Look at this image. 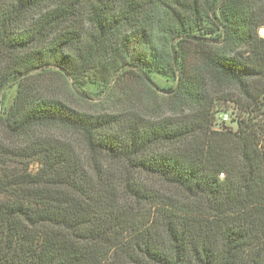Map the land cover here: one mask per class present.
Masks as SVG:
<instances>
[{"label":"trees","instance_id":"1","mask_svg":"<svg viewBox=\"0 0 264 264\" xmlns=\"http://www.w3.org/2000/svg\"><path fill=\"white\" fill-rule=\"evenodd\" d=\"M261 27L264 0H0V264H264Z\"/></svg>","mask_w":264,"mask_h":264},{"label":"rangeland","instance_id":"2","mask_svg":"<svg viewBox=\"0 0 264 264\" xmlns=\"http://www.w3.org/2000/svg\"><path fill=\"white\" fill-rule=\"evenodd\" d=\"M259 34L264 37V27H261L259 29ZM154 80L160 85V93H162L163 89L168 87L171 84V81L166 79L165 77L161 76H153ZM120 78H115L111 82V86L113 90H118L121 88L119 82ZM128 81V80H127ZM130 83L134 84V80H129ZM135 86H138L137 84H134ZM88 89V88H87ZM90 94H87V92H82L83 96L80 94L81 90L79 91H72L74 92V99L79 101L81 106L86 109H91V110H104L106 109V98L105 94L100 92V90L97 89H92L91 91L88 90ZM86 93V94H85ZM15 94V86H10L7 89L3 91V93L0 95V106H5L11 103L13 100ZM220 97V98H219ZM217 98V97H216ZM105 103H104V101ZM215 127H220L221 125H228L233 129H237L238 123L237 120L239 119L240 116V109L239 106L234 103L233 101H227L225 100L223 94L221 96H218L217 100L215 101ZM228 113L229 114V119L227 121L223 120L224 114ZM39 165L34 164L32 169H37Z\"/></svg>","mask_w":264,"mask_h":264},{"label":"built area","instance_id":"3","mask_svg":"<svg viewBox=\"0 0 264 264\" xmlns=\"http://www.w3.org/2000/svg\"><path fill=\"white\" fill-rule=\"evenodd\" d=\"M229 119V114L228 113H225L224 114V117H223V120L224 121H227Z\"/></svg>","mask_w":264,"mask_h":264}]
</instances>
